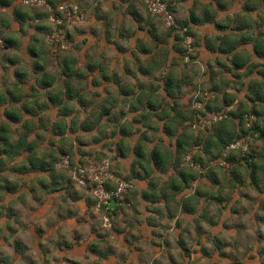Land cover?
I'll return each mask as SVG.
<instances>
[{
  "label": "clouds",
  "instance_id": "9594fccd",
  "mask_svg": "<svg viewBox=\"0 0 264 264\" xmlns=\"http://www.w3.org/2000/svg\"><path fill=\"white\" fill-rule=\"evenodd\" d=\"M19 3L27 18L5 37L16 46L8 48L0 40V130L7 141L0 144V185L18 183V195H26L15 205L24 213L19 223L8 227L0 219V264H90L101 254H108L104 264H169V257L180 251L176 242L181 234L185 242L194 241L183 264H217L218 251L217 257H204L217 235L209 227L216 218L208 213L202 238L194 225L189 227L212 200L221 208L228 203L215 187L217 177H235L237 183L223 185V191L236 192L231 203L240 201L238 216L248 210L242 222L230 223L227 230L219 226L216 243L230 254L222 264H233L239 256L242 264H264V192L250 187L258 177L256 187L264 190V173H257L259 156L253 154L264 147L253 128L264 127V117L258 120L246 99L253 80L264 84V53H257L252 39L264 40V0ZM93 12L112 19L99 23L106 17ZM224 25L230 26L227 32L218 27ZM114 33L131 40H113ZM225 35L229 38L222 47L209 44ZM69 42L79 52L75 69L66 58ZM148 46L151 54L145 51ZM89 48L110 65L107 74L89 63ZM85 64L87 77L81 76ZM92 74L102 79L93 83ZM52 77L55 83H50ZM77 80L79 87L73 83ZM99 108L103 118L96 115ZM243 157L253 161L250 168ZM41 180L50 191L78 192L82 199L72 207L79 208V216L57 224L56 215L67 205L43 202L33 193ZM149 185L155 196L142 199ZM169 186L174 197H169ZM205 191L210 195L202 196ZM133 196L138 208L129 203ZM185 200L190 204L185 206ZM117 207L121 210L113 216ZM37 227L54 229L43 246L33 239ZM93 240L98 244L94 253L89 251Z\"/></svg>",
  "mask_w": 264,
  "mask_h": 264
},
{
  "label": "crops",
  "instance_id": "0c3cea01",
  "mask_svg": "<svg viewBox=\"0 0 264 264\" xmlns=\"http://www.w3.org/2000/svg\"><path fill=\"white\" fill-rule=\"evenodd\" d=\"M81 4H83V0H80ZM83 11H86V9L82 8ZM14 12H17L16 15H14ZM0 13H2V16H9L8 19H11V31L14 30L15 25L17 22L19 23H23L24 19L27 18V14L25 12H23L22 7L19 3V0H0ZM93 16H96L97 12H93ZM101 16H105L106 18L103 20H98L97 22L102 23V24H107L109 22V20L112 19L110 14H104L101 13ZM189 21H185V23H188ZM214 23L216 22L215 20L213 21ZM200 23H203V20H200ZM221 28V30L223 29L225 32H227L228 28L230 27L229 25H224L223 26H218ZM1 30L5 31V28H2ZM250 30V29H249ZM91 31H95V29H91ZM229 37L227 35L223 36V37H215L209 40V44H211L213 47H222L223 44V40H227ZM112 39L113 40H124L125 42H129L131 40V36H124V37H118L117 34H113L112 35ZM253 41L256 43V51L257 53H264V40H261L259 37H253L252 38ZM177 40H179V36H177ZM10 43H16L15 41H10L8 40ZM86 41V40H85ZM86 43H88V41H86ZM158 43V42H157ZM93 47H99V44L97 45H93ZM119 50H124L123 49V45L122 44H118ZM31 49V48H30ZM33 50V49H31ZM146 53L151 54L152 49L150 46L146 47L145 49ZM239 59V57H237ZM264 67V66H262ZM255 70V66H253L251 69H249V75H251V72ZM236 74L233 73V76H235ZM261 76H264V72L260 73ZM94 83V80H93ZM96 83V82H95ZM177 87H179V83L177 82ZM244 85L241 83V88H243ZM246 99L249 101V103H251L253 105V109L255 112L259 113V117L261 116L260 114V107H263V111H264V84H260L257 83L255 80H253L248 86H247V94H246ZM241 106H243V102H241ZM264 115V114H263ZM264 117V116H263ZM264 130V128H263ZM254 155H258L259 159L257 160V173H264V147L260 148L258 153H253ZM243 159V158H242ZM247 160V164L248 167L250 168L253 161L251 159H248V157H246ZM233 171H235V169H233ZM185 175H188L187 173ZM258 179V177H257ZM257 179H253L251 181L250 187L252 188H256L257 191H262L264 192V190L257 188ZM215 183H217L215 185V187L220 188L221 192L223 193V196L227 198L228 203H226L224 205V207H219L218 206V201L217 200H212L210 203L207 204V208L205 209V211L199 216H193L191 219V224L189 225L190 228L193 227L194 225V232L196 233L197 237H201L202 238V232L201 229L203 227V224L207 222V216L208 213L211 212L212 215L216 218V223L210 225L209 227L212 229L213 232L217 233V235L215 237H213L210 242L213 244V247L211 249H208L206 252H204V257L207 259H211L212 257H217V251L219 252V256L217 257V264H222V261L224 259H228L230 258V254H226L223 248H220L219 245L216 243V241L219 240V234H220V225L223 226V228L225 230L228 229L229 224L233 223V222H242L244 219V216L247 215L248 210L244 209L243 214L239 215L241 211V205H240V201L237 200L236 204L233 205L231 202L236 199V192L232 189H230L228 192H224L223 191V185H226L228 183H231L233 185H235L237 183V181L235 180V177H233L230 181L228 179H224L221 180L220 177H217V181H214ZM178 183L182 184L183 180H180ZM75 191V190H73ZM8 195H10L9 193H7ZM62 194V195H61ZM23 195V200H24V196L26 194H20L18 195L19 197ZM57 196V200H61L62 202V198L64 195H67L66 192L63 191H49L47 192V194L45 193L43 196V199L47 198V196ZM210 195L209 191H205L204 193H202V196H208ZM155 196V187L153 185H149V190L148 191H144L141 194V198L148 200L150 197ZM175 196V191L174 189H172L169 186V197H174ZM65 197V196H64ZM82 199V197L79 196V193L76 192L75 195H69L66 196V204L63 203L61 204L62 206L67 205V207L65 208V211L63 213H58L56 215V222L57 224H63L66 218H71V217H78L79 216V208H75V210H73L72 206L78 205L79 203V199ZM248 199H254L251 196L247 197ZM53 201V200H52ZM54 202V201H53ZM56 202V200H55ZM69 202H71V204H69ZM19 203L18 201L15 203V205ZM129 203L133 204L135 207L138 208L139 206V201L135 200V196L132 197V199L129 201ZM184 205L187 206L190 204V201L185 200ZM196 203L199 204L200 200L196 199ZM124 204V201H121L120 204L118 205H122ZM89 207H91V205H89ZM120 208L117 207L115 209H112V215L116 216L118 212H120ZM193 213L196 212V209L193 208L192 209ZM260 211H264V203L260 204ZM185 220H187L188 218L185 217ZM81 221H83V218L81 217L80 220L78 221V224L81 223ZM149 225L151 224V221L148 222ZM82 226V224H81ZM127 227H131V225H126L125 228ZM177 227H180V225L178 224ZM11 229V228H10ZM12 230V229H11ZM54 229H49L48 232L45 231V229L37 227L35 232L33 233V239L35 240H39L41 242V246H43V241L45 240L46 235H48L51 231H53ZM14 231V230H13ZM92 233L94 235H96L95 233V229H92ZM155 234V233H153ZM78 235V233L76 234ZM163 234H161V238H162ZM135 239V238H134ZM193 240H189L187 242L184 241V236L183 234L180 235V237L177 239L176 242V247L180 249L179 253L175 256H170L169 257V264H183V260L184 257H191L192 255V251H191V244L193 243ZM17 245L20 248L25 247L24 245H22L20 243L19 240H17ZM153 247H156L155 243H153L152 245ZM168 247H170V244L166 245ZM56 247L58 249L61 248L60 244H57ZM98 249V244L95 240H93L90 244H89V251H92L93 253ZM18 250V249H17ZM64 250V249H61ZM66 251L68 253H73V246L72 245H68ZM137 251H140V249L138 248ZM47 255V253H45ZM108 254H101L100 258L97 261L94 262H90V264H104V261L107 259ZM244 257L243 256H239L236 260L233 261V264H242Z\"/></svg>",
  "mask_w": 264,
  "mask_h": 264
},
{
  "label": "rangeland",
  "instance_id": "374dc122",
  "mask_svg": "<svg viewBox=\"0 0 264 264\" xmlns=\"http://www.w3.org/2000/svg\"><path fill=\"white\" fill-rule=\"evenodd\" d=\"M83 12L86 13L87 9H86V11H83ZM93 14L94 13H92V15ZM2 15L3 14L0 13V40H5L6 34L8 32H11L10 29H11V25L12 24H11V19H8L9 16H7V15L2 16ZM96 15H101V13H97ZM2 28H5V31L1 30ZM45 31H47V29H45ZM84 43H86V41H84ZM97 44H99V43H96L95 45H97ZM5 45L8 48H13V47L16 46V43H12V42L10 43L8 40H5ZM30 48L31 47H29V49H28V54L30 56H34V54L30 53V50L32 49V48L31 49ZM87 51H88V55L91 57V60L89 61V63H94L97 67L105 68L106 69L105 74H107V67H110V65H108V66L105 65V63L103 61V56L99 52H93L92 48H89ZM121 51H123V50H121ZM78 55H79V52H77L76 50L70 48L69 52H68V55L66 57L68 60H69V58L73 59L72 64L74 65L73 66L74 68H76V66H77V62L75 60V57L78 56ZM81 74H82V76H85V77H87L89 75L88 64H85L81 68ZM16 75H18V73ZM125 75H126V73H125ZM53 78L56 81V78L55 77H53ZM101 79H102L101 76L92 74V80H94L96 83L99 82ZM21 82L23 83L24 81L22 80ZM73 83L76 85L77 81L76 82L74 81ZM109 83H111L110 80H109ZM79 86H80V82L78 84V87ZM103 107H107V104H105ZM259 111H260V114H261L260 117H263L264 116L263 115L264 111H263V107L262 106L260 107ZM96 115H97L98 118H101L100 115H102V118H103V108H99L96 111ZM6 182H10L14 186V189L11 192L8 191V192H5V193H1V190L3 189V186H5V184L0 185V204H2L3 201H5V200L9 201L7 207H0V219L6 220L8 222L7 226L10 227L13 222L19 223L21 216L24 214L20 209H16L15 208V203L17 201L19 203H23L24 200H23V195H21L20 197L18 196V193H20V185L18 183H13L10 180H8ZM29 182L32 183L33 185H35V183H36L35 181H29ZM6 184H9V183H6ZM73 190H75V189H73ZM49 191L50 190L48 188L44 189V186H42L41 184H39V188H37L35 186H33V188H32V192L35 193V194H39L40 197H41V200L43 202H48V201L53 202L54 201L53 204H55V203H59L60 205L63 204V203L66 204V200L65 199H66V196H68V193H66L67 195H64L65 197L63 196L62 202H61V200H57L59 198L56 199L57 196H55V195L54 196L49 195V196H47V198L43 199L44 194L45 193L47 194V192H49ZM7 193H9L10 195H8ZM55 200H56V202H55ZM33 206H35V204ZM39 206L43 207V203H40ZM32 215H34V213Z\"/></svg>",
  "mask_w": 264,
  "mask_h": 264
},
{
  "label": "trees",
  "instance_id": "16d2710c",
  "mask_svg": "<svg viewBox=\"0 0 264 264\" xmlns=\"http://www.w3.org/2000/svg\"><path fill=\"white\" fill-rule=\"evenodd\" d=\"M17 14V12H14V15H16ZM69 35H71V33H69ZM186 35H187V33H186ZM30 53H32V54H34L35 55V51L34 50H30ZM72 61H73V59L72 58H69V62H70V65H71V67L73 68V69H75L73 66V64H72ZM74 63V62H73ZM48 75H50V74H48ZM18 76H19V74H18ZM81 76H82V74H81ZM76 82V81H75ZM79 80H77V83H76V86L78 87V84H79ZM50 83H55V80H54V78L52 77L51 78V80H50ZM94 83H95V81H94ZM9 91H12L11 89H9ZM73 94H75V89L73 90ZM83 99V98H82ZM173 110H175V106H173ZM102 114V113H101ZM7 115V114H6ZM100 117L102 118V115H100ZM259 119V118H258ZM13 122L14 123H18L19 122V120H18V118H15L14 120H13ZM60 124L61 125H63V121H61L60 122ZM253 128L256 130V133H258L259 135H258V138L261 140V141H264V130H263V128L264 127H261L259 124H254L253 125ZM7 143V141H6V139L5 138H3V130H0V144H6ZM243 160H246V157H243ZM0 167L2 168V165H0ZM0 168V170H2ZM6 183H9V184H6ZM5 186H3V189L1 190V193H5V192H8V191H12L13 189H14V186L10 183V182H6L5 181ZM39 184H41L42 186H44V181L43 180H41V181H39ZM45 188H47V187H45L44 186V189ZM49 189V188H48ZM115 199H117V202H118V204H120L121 203V201H123V200H121V199H118V198H115ZM111 213H112V210H111Z\"/></svg>",
  "mask_w": 264,
  "mask_h": 264
},
{
  "label": "built area",
  "instance_id": "2783aa9c",
  "mask_svg": "<svg viewBox=\"0 0 264 264\" xmlns=\"http://www.w3.org/2000/svg\"><path fill=\"white\" fill-rule=\"evenodd\" d=\"M81 12H83V10L81 9ZM84 13V12H83ZM71 48V42H69V49ZM254 135H255V133H254ZM114 199L115 198H118V197H113ZM119 199V198H118Z\"/></svg>",
  "mask_w": 264,
  "mask_h": 264
}]
</instances>
